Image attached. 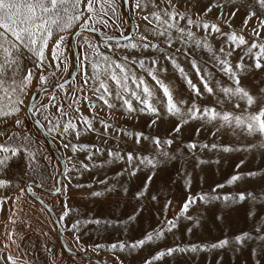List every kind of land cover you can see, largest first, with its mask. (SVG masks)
Returning <instances> with one entry per match:
<instances>
[{"label": "snow or ice", "instance_id": "snow-or-ice-1", "mask_svg": "<svg viewBox=\"0 0 264 264\" xmlns=\"http://www.w3.org/2000/svg\"><path fill=\"white\" fill-rule=\"evenodd\" d=\"M122 2L129 4V0ZM134 7L144 12L140 19L146 25L142 30L138 26L139 35L125 36V43L121 45L119 39L113 42L112 37L97 26H107L108 17L116 16V0H0V188L7 192L15 181L18 189L14 198L0 196V203L12 199L13 211L8 220L16 223L21 196L25 192L35 196L34 183L43 176L40 163L43 145L22 127L24 117L32 113L38 130L58 138L63 148L73 154L65 157L60 172L62 179L56 182L59 186L53 185V191L63 197L57 213V231L71 232L80 252L107 248L116 264H124L121 255L125 251L129 255L136 253L133 259L139 256V264H162L166 257L177 253L183 255L189 250L195 253L230 248L232 253L245 256L244 264H264V87L260 86L264 85V0H236L230 5L228 18L221 12L213 19L199 15L193 18L173 0H134ZM217 7L222 8L223 4L218 5L213 0L204 12L210 13ZM241 10L245 13L243 27L234 28L232 21ZM252 20L256 23L251 24ZM89 32L99 33L102 39L94 41L87 34ZM214 36L223 40L219 47L212 41ZM66 41L79 45L75 61L78 69L71 72V84L60 77L52 87L50 77L69 72V60L63 56ZM176 44L180 47L176 48ZM190 48L206 51L210 62L228 82L216 79L208 67L201 69L193 57L190 64L198 83L202 84L201 91L178 60V55L187 56ZM173 49L177 55L173 54ZM145 50H153L158 55L145 56ZM234 50L235 60L232 59ZM168 64L180 74L196 99H179L174 95L170 84L162 78L169 70ZM78 72L80 80H77ZM248 73L262 74L255 91L242 83V76ZM33 83L36 84L35 91L31 88ZM60 92L63 95H59ZM205 95L215 97V102L199 100ZM83 102H87L92 113L96 112L97 102H100L110 111L119 109L136 117L143 114L147 117L148 131L128 132L120 128L119 133L123 135L119 138L126 143L119 150L90 146L79 140L73 143L72 138H79L82 133L99 132L93 123L95 115H85L81 111ZM191 121L210 124L213 141L205 143L184 137V128ZM99 124L106 130L105 135H110L107 130L115 127L103 118L99 119ZM204 126L201 124V128ZM201 128L196 132L199 133ZM229 130L236 139L227 143L215 140V133ZM182 140L185 142L183 151L176 147ZM90 147L93 150L87 151ZM79 149L86 150L88 162L78 159ZM105 150L109 158L99 160L97 154ZM234 152L247 154L248 159L238 158L235 171L227 174L222 182H213L207 191L201 189L194 193L195 167L189 171L190 159L196 166H201L206 162L205 157L214 154V162L219 165L222 154ZM257 156L260 163L253 165L251 162ZM43 159L48 157L43 156ZM118 162L122 164L119 171L112 169L115 180L107 174L102 179H91L104 189L106 196L123 193L126 205L129 196L135 201L131 204V212L124 213L127 223L118 221L124 232L136 231L135 225L141 223L147 208L162 204L163 211H168L173 200L167 196L161 200V193L172 182L174 174L183 180L186 197H181L183 203L178 205V212L171 218L165 216L155 228L141 229L137 238H116L106 244L85 245L82 242L84 225L94 223L106 229L112 220L106 219L102 224L99 216L82 217L79 209L70 205L72 174L83 177L89 169L96 168L99 172L106 164ZM125 174L128 179L121 183ZM25 177L24 186L20 187L19 183ZM137 177L140 183L134 184ZM157 180L162 182L159 189L153 186ZM228 186H232V190H228ZM75 187L82 189L85 185L76 184ZM87 187L91 189L92 185ZM88 194L93 198L101 196L97 190ZM46 207L51 215L54 206ZM236 214L243 216V229L232 226ZM204 216L220 230V238L213 243H173L157 246L147 258L139 255L143 246L174 234L182 220L188 221L185 230L193 234L196 227L206 222L202 219ZM28 223L30 225V221ZM22 235L15 228L5 232L7 239L4 251L0 252V264H35L31 258H25L26 253L16 255L10 250V245L16 244L19 251L17 240ZM46 253L52 264H60L63 259L62 256L57 258L53 249H46ZM223 262L224 257L220 256L216 264ZM73 264H76L75 260Z\"/></svg>", "mask_w": 264, "mask_h": 264}, {"label": "rangeland", "instance_id": "rangeland-1", "mask_svg": "<svg viewBox=\"0 0 264 264\" xmlns=\"http://www.w3.org/2000/svg\"><path fill=\"white\" fill-rule=\"evenodd\" d=\"M118 5V11L115 17L111 15L108 17L109 24L107 26L97 25L101 27L102 31L107 33L109 36H120L127 34L129 31V21L126 18L124 5L122 0H116ZM174 3H177L181 10H185L190 12L195 18L197 15L200 17H207L208 19H213L217 17L221 12H223L225 18H228L230 5L236 3V0H216V3L223 4V7L214 8L212 12L205 13L204 8L213 2V0H173ZM129 9L130 14L134 24V33L135 35H139L138 26H140L141 30L146 25V22L140 19V17L144 14L141 10H138L134 7V0H129ZM245 13L241 10L238 12L234 20L232 21V27L241 28L243 27V16ZM256 21L252 20L251 24H255ZM227 30V28H225ZM196 32H200L199 29H194ZM92 37L94 41L101 40L93 33H87ZM151 38V37H150ZM213 43L219 47L221 43H223L222 38L214 36L212 38ZM54 43V40L52 41ZM121 45L125 43V40L120 41ZM76 44L77 55L79 45ZM103 48V46L101 45ZM180 45L176 44V48H179ZM227 47V46H226ZM82 52V49H80ZM174 55H177L175 49L172 50ZM145 56L150 55H158V52H154L153 50H145ZM50 56V49H49ZM63 56L67 57L69 60V72H61L56 77H50L51 85L55 84V81L60 77L66 78L72 68L74 61V47L71 41L65 42V50L63 52ZM196 58L198 64L201 69L208 67L212 72L213 76L220 80L222 83H227V77L224 76L219 70L215 67L214 63L210 62L209 56L206 51H202L200 49L190 48L188 55L180 54L178 55V60L181 62L185 70L189 73L194 83H198V77L195 73V70L191 67L190 60L191 58ZM237 58L236 52L234 50L232 59L235 60ZM161 63L165 62L161 60ZM168 72L162 76L166 83H169L174 91V95L179 99H196L195 94L192 90L186 85V82L180 76V74L175 71L170 64H168ZM139 71V70H138ZM261 73L255 74H244L242 76V83L254 91L257 88V85L260 84ZM151 82V78L148 77ZM77 80H80L79 72L77 74ZM72 80L70 81V84ZM154 83V82H152ZM198 86L203 91L202 84L198 83ZM264 87V85H260ZM114 88V84L112 85ZM32 90L35 91L36 84L33 83L31 86ZM71 91V89H69ZM88 94V93H86ZM59 95H63L62 92ZM39 99V97H36ZM199 100L204 102H215V97L211 95H205L199 97ZM65 104L68 101H64ZM81 111L85 115H95L96 119L93 121L95 127L99 129V132H90V133H82L79 138H72V142L76 143L79 140L80 143H86L91 145H98L101 148H111L114 150H119L124 148L126 141L120 139L119 137L123 135L119 133L120 128L126 129L128 132L133 130L143 129L146 132L148 131L147 127V117L141 114L139 117L136 116H128L122 110L113 109L109 110L107 107H102L100 102H97L96 112L92 113L91 110L87 106V102H83L81 104ZM33 116V114H32ZM39 118V117H37ZM105 119L110 125H115L114 128H109L107 131L110 135H105V129L99 124V119ZM25 119V125L22 127L27 128L31 133H33L38 139L39 142L43 145L41 151L42 156L40 158V163L43 166V176L42 178H38L35 182L40 183L41 185L53 188V185L56 184V177L60 171V163L59 160L53 154V151L50 149L49 144L46 138L42 135V133L36 128L34 125L31 116L28 114ZM201 124H205L204 127L201 128ZM81 127L83 125L81 124ZM197 128H201L199 133L196 132ZM213 128L210 124L205 122L191 121L184 128L183 136L192 138L194 140L198 139L202 142H212L213 141ZM53 140L54 146L60 150L62 158L65 159L66 156L73 155L70 150H65L61 144V141L55 136H50ZM131 138L129 137V140ZM236 139L232 132L229 130L227 132L221 131L219 133H215L216 141H223L225 143L230 140ZM151 147V145H149ZM185 142L182 140L176 144V147H179L181 151L184 150ZM93 149L90 147L87 151H92ZM43 156L48 157V159H43ZM87 152L84 149L78 150V159L86 160ZM97 158L99 160H107L108 152L105 150L102 154H97ZM238 158H243L245 160L248 159L247 154L243 153H231V154H222V161L219 165L214 162L215 156L211 154L208 157H205V163L201 166H196L195 162L190 159L188 168L189 171L193 170L195 167L194 178H193V192H198L201 189L207 191L210 184L213 182L220 183L222 179L226 177L227 174L235 171V163L238 162ZM253 165L260 163L259 157L252 160ZM122 166L119 162L117 164H106L104 170L97 171L96 168L89 169L88 172L85 173L83 177L76 176L73 173V180L71 182V199L69 200L70 205L73 208L79 209V215L85 218L89 217H97L99 216L101 219V223L103 224L106 219H111L112 224L108 225L105 229L103 227L97 226L94 223L90 225L83 226V235L82 242L87 245L91 243H110L112 240L116 238H137L138 233L141 229L144 231L149 230L150 228H155L157 224L165 218V216L171 218L176 212H178V205L183 203L181 197H186L187 189L183 187V180L173 176L172 182L164 189V192L161 193V200L164 199L165 196L173 200L172 205L169 207L168 211L165 213L163 211V206L160 204L158 207H150L143 211V215L141 217V223L135 225L136 231L124 232L122 224L118 223V221L126 224V218L124 213L131 212V204L135 203L134 200L130 199L129 203L125 202L123 197V193L117 195L113 193L111 196H106L104 189L96 184L91 177H98L99 179L103 178L104 174L113 177L115 180L114 173L112 169L119 171V168ZM99 167V165H97ZM246 170V169H245ZM90 173V175H89ZM18 174V172H17ZM206 181V182H203ZM27 178L25 177L20 181L19 186H24V181ZM66 180V178H64ZM128 177L125 174L124 180L121 183L127 181ZM134 184L140 183L139 177L133 180ZM161 181L157 180L156 184L153 185L157 189L161 185ZM76 184H84L85 187L82 189H77L75 187ZM87 185H92L90 189ZM242 187V186H241ZM91 190H97L101 192L100 197L93 198L88 193ZM228 190H232V186H228ZM17 186L14 181L12 186L7 189V192L3 188H0V196L7 195L10 198H14L17 194ZM33 191L36 195L42 198L48 205H53V212L58 219L57 213L61 209V202L63 200L62 196H58L56 193L48 192L41 190L34 186ZM144 203V201H141ZM153 205L156 202H152ZM19 209V219L13 224L8 220V216L12 213V199L5 200L3 203H0V252L4 251V243L7 239L5 236L6 231H11L13 228L16 229L17 233H23L22 237L17 240L20 248L19 251L16 250V244L10 245V250L13 251L16 255H21L22 253H26L25 258H31L34 260L35 264H52V261L49 258V254L46 253V249H53L55 256L57 258L63 257L60 264H73V260H75L76 264H97L96 262L85 258L83 256H76L69 252H67L59 239V232L57 231V227L49 214V212L30 194L25 192L23 196L20 198V204L17 205ZM159 208V214H157ZM203 211V210H201ZM189 214H195L194 212H190ZM206 222L201 226L196 227L193 234H188L185 230L188 226V221H181L179 228L175 230L174 234H168L165 240L158 242H151L149 245L143 246V251L139 253V255L147 258L150 254V251L154 250L157 246L164 247L170 246L173 243H199L204 242L211 244L216 239L220 238L221 233L217 226L212 222V220L206 216L202 217ZM23 221V223L21 222ZM30 221V225L29 222ZM232 226L235 229H243L245 227L244 219L241 214H236L233 217ZM47 233V235H43V233ZM63 239L67 246L78 253L79 249L75 246V241L72 239L71 232H64ZM85 253V252H84ZM88 254L99 259L104 264H116L115 258L110 250L107 248L101 249L99 251H95L93 249H87ZM120 255L119 253H117ZM136 253L129 255L127 251H125L121 255V259L124 260V264H139V256L134 260L133 256ZM223 256L224 262L223 264H244L245 256L237 253H232L231 249H227L226 251L221 250H198L195 253L189 252L181 255L179 253L175 254L172 257H166L162 264H216L217 258Z\"/></svg>", "mask_w": 264, "mask_h": 264}, {"label": "water", "instance_id": "water-1", "mask_svg": "<svg viewBox=\"0 0 264 264\" xmlns=\"http://www.w3.org/2000/svg\"><path fill=\"white\" fill-rule=\"evenodd\" d=\"M123 5H124V10H125L126 18H127L128 21H129V31H128L127 34H124V35H120V36H111L112 39H113V42H114L115 40H117V39H119L120 41H123V40H124L123 38H124L125 36H128L129 34H133V33H134V24H133V20H132L131 14H130L129 4H124V3H123ZM89 33H91V32H89ZM93 34H95L98 38L102 39V38L100 37V34H99V33H93ZM73 47H74V61H73V68H72L71 72H72L74 69H78V66H77L76 63H75L76 58H77V49H76V44H75V43H73ZM71 72H70V74L65 78V79H68L69 82L72 80ZM54 85H55V84H54ZM54 85H51V86L54 87ZM29 115L31 116L34 125H35L36 128L38 129L39 126L36 125L35 120L33 119L32 113H29ZM39 131H40V132L42 133V135L46 138V140H47V142H48V144H49L50 149L53 151V154L55 155V157L59 160V163H60V171H59V173H58V175H57V177H56V182H57V181H59V180L62 179V177L60 176V172L62 171L63 166H64V159L62 158V155H61L60 150H58V149L54 146V143H53V140L51 139V137L48 136L47 133L43 132V130H39ZM34 186L37 187V188H39V189H41V190L55 193V192L53 191V188L45 187V186L41 185L40 183L35 182V183H34ZM56 186H59V184L56 183ZM27 193H28V192H27ZM28 194H30V196H32L34 199H36V197H39V196L36 195V194H35V196H34L32 193H28ZM39 198H40V197H39ZM36 200H37V201H38V202H39V203H40V204H41V205H42V206L48 211V208L46 207V205H48V204H47L42 198H40V199H36ZM41 201H43V203H41ZM48 212H49V211H48ZM51 217H52V219H53V221H54V223H55V225H56V222H57L58 219L56 218V216H55L53 210H52V212H51ZM59 239H60V242H61L63 248H64L67 252H69V253H71V254H73V255H76V256H83V257H85V258H88V259H90V260L96 262L97 264H104V263L101 262L99 259H97V258L91 256V255L88 254V253H84V252H83V253H78V252H75L74 250H72L71 248H69V247L67 246V244L65 243L64 239H63V234L60 233V232H59Z\"/></svg>", "mask_w": 264, "mask_h": 264}]
</instances>
